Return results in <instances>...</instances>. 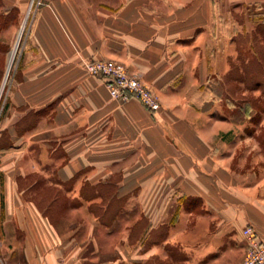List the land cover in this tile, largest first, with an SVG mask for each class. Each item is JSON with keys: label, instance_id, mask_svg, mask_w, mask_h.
<instances>
[{"label": "crops", "instance_id": "0c3cea01", "mask_svg": "<svg viewBox=\"0 0 264 264\" xmlns=\"http://www.w3.org/2000/svg\"><path fill=\"white\" fill-rule=\"evenodd\" d=\"M245 7L264 0H0L28 14L0 125V264H240L243 229L264 240L259 183L234 180L194 108L223 12ZM84 56L124 64L159 107L112 99Z\"/></svg>", "mask_w": 264, "mask_h": 264}, {"label": "rangeland", "instance_id": "374dc122", "mask_svg": "<svg viewBox=\"0 0 264 264\" xmlns=\"http://www.w3.org/2000/svg\"><path fill=\"white\" fill-rule=\"evenodd\" d=\"M27 17L20 20L17 12L0 10V125L9 90L18 77ZM223 21L218 37L209 41L207 78L199 90L202 102L194 108L221 125L210 144L234 180L241 186L255 180L257 193L264 195V9H227ZM21 28L20 44L7 73L8 54ZM211 123L209 120L208 125ZM6 137L2 131L0 147Z\"/></svg>", "mask_w": 264, "mask_h": 264}, {"label": "built area", "instance_id": "2783aa9c", "mask_svg": "<svg viewBox=\"0 0 264 264\" xmlns=\"http://www.w3.org/2000/svg\"><path fill=\"white\" fill-rule=\"evenodd\" d=\"M81 66L90 75L101 79L112 99L120 102L135 99L150 112L159 107L158 96L137 74L129 72L124 64L84 56L81 57ZM242 232L248 243L240 264H264V240L252 226H246Z\"/></svg>", "mask_w": 264, "mask_h": 264}, {"label": "bare ground", "instance_id": "6f19581e", "mask_svg": "<svg viewBox=\"0 0 264 264\" xmlns=\"http://www.w3.org/2000/svg\"><path fill=\"white\" fill-rule=\"evenodd\" d=\"M22 31H23V28H21L20 32H19V35L17 37V40L13 46V48L10 50L9 54H8V62H7V73L9 72L12 64H13V61H14V58H15V55H16V52H17V49L19 47V44H20V40H21V35H22ZM3 85V84H2Z\"/></svg>", "mask_w": 264, "mask_h": 264}, {"label": "trees", "instance_id": "16d2710c", "mask_svg": "<svg viewBox=\"0 0 264 264\" xmlns=\"http://www.w3.org/2000/svg\"><path fill=\"white\" fill-rule=\"evenodd\" d=\"M6 140H7V137H6ZM5 142H6V141H5ZM5 142H4V143H5Z\"/></svg>", "mask_w": 264, "mask_h": 264}]
</instances>
